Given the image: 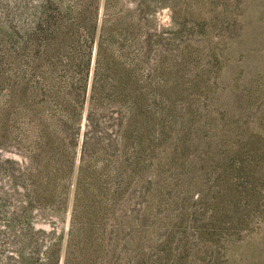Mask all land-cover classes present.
Returning a JSON list of instances; mask_svg holds the SVG:
<instances>
[{"label":"rangeland","instance_id":"obj_1","mask_svg":"<svg viewBox=\"0 0 264 264\" xmlns=\"http://www.w3.org/2000/svg\"><path fill=\"white\" fill-rule=\"evenodd\" d=\"M158 1L165 5L139 36L155 26L165 37L166 91L132 199L127 264H264V0ZM103 2L0 0V230L28 204V164H39L50 114L39 115V21L48 17L54 33L78 4L88 25L96 3L98 29ZM121 2L119 13L131 5ZM75 151L57 202L33 207L29 218L61 249L79 145ZM88 156L91 170L103 159Z\"/></svg>","mask_w":264,"mask_h":264},{"label":"trees","instance_id":"obj_2","mask_svg":"<svg viewBox=\"0 0 264 264\" xmlns=\"http://www.w3.org/2000/svg\"><path fill=\"white\" fill-rule=\"evenodd\" d=\"M130 3L119 13L121 0H104L98 29L96 3L88 25L78 4L54 33L48 32V17L39 21V115L44 109L50 114L39 134V164H28L34 171L28 204L0 230L5 259L0 264H127L136 211L132 199L153 148L167 81L165 37L155 26L144 40L139 36L142 24L165 3ZM77 145L74 197L61 249L52 232L35 229L29 218L33 207L57 202ZM89 153L94 161L103 157L92 170L85 165Z\"/></svg>","mask_w":264,"mask_h":264}]
</instances>
